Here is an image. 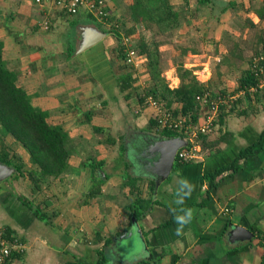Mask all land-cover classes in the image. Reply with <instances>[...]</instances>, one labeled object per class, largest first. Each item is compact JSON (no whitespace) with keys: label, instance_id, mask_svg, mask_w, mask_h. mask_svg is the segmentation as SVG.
<instances>
[{"label":"crops","instance_id":"obj_1","mask_svg":"<svg viewBox=\"0 0 264 264\" xmlns=\"http://www.w3.org/2000/svg\"><path fill=\"white\" fill-rule=\"evenodd\" d=\"M128 1L110 0L108 3L110 14L122 20L123 24H131L126 14ZM170 2L185 14L179 30L184 31L189 27L194 29L195 24L203 19L216 18L213 24L220 32L219 38L216 39H237L240 48H243L241 41L252 46L259 43V48L264 49V0ZM14 3L16 8L11 7ZM8 7L11 10V22L22 18V24H25L21 29L12 27L14 31L10 30L8 39H25L29 35L33 37L29 39L32 44L29 54L20 56L23 57L22 65L27 69V77L23 80L19 74L18 84L24 87L30 97L34 95L32 102L41 108L42 100L39 101L38 98L58 100V104L43 106L48 112L47 121L51 124L61 125L67 130L73 126L72 123L79 122V125H82L86 121H93L94 114L91 113L88 119L86 113L90 111V105H95L88 103L95 100L94 87L97 85L100 87V93L106 94L107 98L103 94L98 97L99 104L105 105L111 98L112 84H109V81L122 67L115 55L116 61L107 57L109 52L116 49L113 45H117L115 39H110L109 33L105 31V27L111 25L99 28L96 22L97 29L105 32V36L83 51H76L72 44L70 45L71 49L68 51L72 52L71 57L76 60L77 56L79 63L85 59L86 63L81 67L87 69V73L81 70L72 72L65 68L59 71L63 74L60 77L67 78V82H77L80 77H84V82L88 83L90 80L93 85V89L86 88L85 94L81 95L83 100L87 101V110L83 111V116H79L76 115L77 112H73L80 110V99L76 96L72 99L64 97L62 100L59 88L55 89L53 95H49L38 92L36 86L41 84L43 87L42 83L46 79V66L43 64L45 58H49L55 50H62L60 45L55 44L57 35L62 34L64 37L66 27H72L77 22L82 24L81 21L88 17L83 13L65 14L59 7L45 1L33 4L32 0H0V22L3 26L6 18L1 17L6 16L4 9ZM72 18L75 22L69 26V19ZM248 20L255 26H251ZM111 21L117 24L120 22L115 18ZM79 28L88 27L83 24ZM42 31L47 33L44 39L39 37ZM0 39L3 40L1 37ZM5 50L4 43L3 59L10 69L17 70L13 67L14 58L7 57ZM66 62L70 63L69 59ZM33 71L36 73L37 83H34ZM41 78L44 80L41 81ZM40 93L44 96L40 97ZM258 105L256 113L227 116L222 130L229 131L230 137L228 142L221 143L222 151L217 156L206 159L203 153H199V158L185 163L180 169H171L169 176L156 189L155 186L153 189L150 187V181H154V177L135 171L136 164L132 163V156L138 149L136 144L139 137L143 134H156L149 131L133 133L129 137L131 140L126 143L127 146L123 141L126 146L123 155L119 148L112 151V144L105 142L103 146L106 148L99 160L103 161V167L97 169V174L100 175L99 171L102 170L105 176L108 171L118 173L124 168L132 177L139 179L136 181V187L140 189L138 193V190L130 187V184L127 186L123 180L120 184H124L127 189L125 196L135 200L139 196L149 198L152 195V199L156 200L155 204L137 218H134L130 210L126 209L124 212L123 209V212L108 215L107 225L103 224L104 218L102 219L95 205L100 204L111 210L112 201H100L96 195L88 196L94 183V174L89 168L70 176H67L69 173L63 172L58 176L49 177V183L44 184L41 181L39 192L35 193L33 184L30 187L26 183V178H30L26 174V168L23 175L15 177L13 184L10 179L16 173H11L0 181V227L5 228L7 234L17 236L24 244V250L16 252L9 264H261L264 261V100ZM150 109L153 110L152 107ZM98 124L100 127L106 126V123ZM68 132V146L73 135L82 136L70 129ZM120 135L122 136H118L119 138L114 137V145L118 139L123 140L124 135ZM98 136L99 140L107 138ZM7 137L14 142L12 137ZM86 139L92 141L98 137L90 133ZM87 145L86 150H90L91 143L88 142ZM248 146L251 147L250 154L240 158L239 168L235 172H223L217 177L218 185L209 188L204 175L212 173L219 166L231 163L238 156L240 149ZM9 148L14 150L12 153L21 155L27 165L31 164L29 153L24 147L19 149L18 143L14 142ZM10 168L14 171L13 167ZM67 177L69 180L64 183ZM21 179H24L23 183ZM105 181L106 184L110 182L109 178ZM20 183L24 185L23 189H19ZM207 191L209 197L204 200ZM20 196L35 208H39L42 216L39 217ZM62 201H70V211L62 208ZM131 205L132 203H129L130 207ZM231 224L240 229H247L250 234L243 231L239 233L238 228L230 233Z\"/></svg>","mask_w":264,"mask_h":264},{"label":"trees","instance_id":"obj_2","mask_svg":"<svg viewBox=\"0 0 264 264\" xmlns=\"http://www.w3.org/2000/svg\"><path fill=\"white\" fill-rule=\"evenodd\" d=\"M47 1L48 0L45 2L48 3ZM200 2L209 3L210 0H200ZM106 8L108 9V6ZM59 9H61L63 13L69 14L62 7H59ZM81 13L96 21L100 26L99 28H101V26L103 27V25L105 26L103 22L97 21V18H95L92 13L87 11ZM126 14H128L131 24H123L122 20L112 16L110 12L108 14L110 22H112L111 20L114 18L116 21H120L117 27L112 24L110 28L111 31H108L111 37L110 39H112L113 35L115 36L117 42L115 56L122 63L121 71L115 73L113 78L117 91L122 94L123 98L126 100L136 99L142 106L151 107L148 105V102H146V97L149 95L155 99L161 107L172 112V115L185 117L186 122L197 123L202 112V107L199 101H197L196 96L207 90L213 96L217 94H226L229 93V91L225 87H220L215 91L212 87L214 84L209 80L206 82L200 81L192 72L191 68L184 67L181 59L175 63L178 69L177 75L179 77V85L175 88H170L167 84L161 83L158 77L161 68L157 59L160 41H158L156 37L165 32H172L174 29H178L181 25L182 18L185 17L184 12L176 9L170 0H129L126 4ZM74 22L75 19H69L68 25L72 26ZM247 22L251 26H255L251 20ZM144 31L149 32L150 38L146 36ZM135 33H138V41L135 43L131 40L130 46L137 54L147 58L146 64L150 67V74L154 78L153 84L149 88L143 90L139 89V86L136 84V65L128 61L126 45L123 43L124 36L132 39ZM148 39H151V41H148ZM3 47L4 42L0 39V163L14 168L13 173H16V175L14 174V178L20 174L23 175L25 162L21 155L11 152V148H9L5 139L7 136H10L15 143L20 144L29 153L32 167L26 169V174L30 177V180H32V188L35 191L34 188L39 190L41 181H44L48 177L58 176L68 168V157L70 154L67 146L68 134L61 125L49 123L47 121L48 112L35 105L24 87L18 84V72L7 66L3 59ZM238 48L237 41H234L230 51L233 55L241 57V55L237 53ZM188 49L189 48L186 47L182 50V56H184ZM256 52H259V50H256ZM222 62H225V58L222 59ZM152 67H154V69H152ZM258 82L259 79L252 72L250 66H248L246 70H242L238 78L237 88L233 92L245 89L246 93L235 101L228 102V105L220 106L217 116V132L214 137L209 133L198 134L196 143L200 145V153H203L206 159L217 156L222 151L221 143L228 142L230 132L222 130V126L228 115L236 114L240 116L256 113L259 102L264 100V87H258ZM251 86H257L256 91L250 92L248 89ZM174 104L176 105L173 106ZM90 114V111L86 113L88 119L90 118ZM149 125L156 128L154 134L164 138L179 137L182 133L176 129L158 127L157 121L153 118L149 121ZM93 130L99 134L104 133V128L100 126H93ZM101 140L104 141V139ZM105 142L107 144H114L115 138L107 136ZM125 149L126 146L123 140H121L119 144V152L121 155L124 154ZM250 149V146L240 149L238 156L231 163L219 166L212 173L205 174L204 179L208 181L209 188H214L218 185L217 177L223 172H235L239 168L240 158L250 154ZM185 163L187 162L180 161L176 156L172 169H180ZM92 166L94 183L89 190V197L101 193L102 182H105L107 179L106 174L103 178L97 174V169H102L103 167V161L98 160L96 164H92ZM137 180L138 179L134 178L129 184L130 187L138 190V193H140L139 187H136ZM150 187L151 189L154 188L153 180L150 181ZM152 197V195L149 198H141L139 196L132 202L131 214L134 215V218L141 216L152 204H155L156 200H153ZM207 197H209L208 191L204 194V200ZM20 198L22 197L20 196ZM21 200L32 207V210L39 217L42 216L39 208H35L24 198ZM177 208L175 209L177 210ZM15 255L16 253L12 256ZM261 264H264V261Z\"/></svg>","mask_w":264,"mask_h":264},{"label":"rangeland","instance_id":"obj_3","mask_svg":"<svg viewBox=\"0 0 264 264\" xmlns=\"http://www.w3.org/2000/svg\"><path fill=\"white\" fill-rule=\"evenodd\" d=\"M172 2H180L182 3L183 0H171ZM11 3H13L11 1ZM32 3L35 4V1L32 0ZM12 8H16V4H12ZM29 8V7H28ZM11 10L10 7L4 9V14L6 16H2L1 19L6 18L5 25H1L0 22V37L3 38V41L6 46L5 53L7 54V57L14 58L15 64L14 68H16V72H18V75L20 74L23 78V80L27 77L26 72L27 69L23 67V57L20 58L21 55L29 54V48H31V42L29 39H32L31 35L25 37H17V39H8L10 30H13L12 27H17L19 29L22 28L25 24L23 23V19L19 18L16 21L11 22ZM36 21V20H35ZM82 24H79L77 22L72 27L67 28L66 32H64L65 36L62 37V34L57 35L55 39V44L60 45L62 47L61 51L55 50V53H52L51 56L48 58L46 57L43 64L46 66L44 68L46 79L43 81V87L41 84L36 86L38 92L47 93L49 95H53L57 88L60 89L59 95H61L64 99V97L68 98H76L80 99L79 101V107L80 110H74L73 112H77L76 115L79 114V116H83V111L87 110V101L83 100V94H85L84 89L92 88V84L90 83V80L88 83L84 82V77H80L77 82H67L63 74L59 71H61L62 68H65L66 70H70L72 72H76L81 70L87 73V69H85L83 66V63H86L85 59L80 60V63L77 60V56H75L76 60L71 57V53H69L68 50H70V45L72 44L73 49L75 50L77 46H79L85 39V36L83 34V30L79 28L80 25H85L86 27H91L93 29H97L96 21H94L91 18H85L82 21ZM213 22H216V18L214 19H207L203 21H200V23L195 24V28L189 27L184 29V31L178 29H174L171 32H165L164 34L158 35L156 38L158 41H160L158 46V61L160 64L161 72L159 73V79L161 80V83L167 84L170 88H175L179 85V77H178V69L177 65L175 64L178 60L183 61V65L186 68H191L193 73H197L196 76L200 81L206 82L210 81L212 84H214L212 87L217 91L220 87H225L230 93L233 92L238 85V78L240 77L242 70H246V68L250 64V58L254 53H257L256 50H262V48L257 43V46H252L250 43H245L241 41V45L243 48H238L237 53L241 55L236 56L233 55L230 51V48L233 47L234 41H238L237 39H216L219 38V33L216 27H214ZM128 25V24H127ZM6 27V30L4 28ZM107 32L111 31L110 26L105 27ZM62 31H64L63 28H61ZM14 31V30H13ZM182 31V32H181ZM145 32V31H144ZM67 34V36H66ZM137 34L135 33L133 35V42H137ZM146 36L150 38L149 32H145ZM47 35V33H44L42 31V35H38L41 39H44V37ZM21 36V34H20ZM112 36V35H111ZM36 37V36H35ZM48 39V38H46ZM70 39V41H69ZM112 39H115V36L113 35ZM19 40V41H16ZM148 41H151V39H148ZM116 42V39H115ZM50 43V42H49ZM117 43V42H116ZM30 46H27V45ZM54 44V43H53ZM54 44V45H55ZM116 47V45H113ZM112 46V47H113ZM188 47V51L182 56V50L184 48ZM259 48V49H257ZM57 49V48H56ZM192 49V50H191ZM73 51V50H72ZM196 52L198 55H196ZM236 52V50H235ZM191 53V54H190ZM195 53V54H194ZM250 53V54H249ZM70 55V56H69ZM115 50L114 52H109L107 54V57H110L112 60L116 61V58H114ZM65 57V58H64ZM80 57V56H79ZM116 57V56H115ZM138 55L136 58H134V65L136 68L137 73V80L136 84L139 86V89H147L149 88L153 82L154 78L150 74V67L146 64L147 58ZM19 58V60H18ZM84 57H81L83 59ZM225 58V62H222V59ZM70 61V63H67L66 61ZM62 62V63H60ZM75 62V63H74ZM74 63V64H73ZM11 66V67H12ZM75 69V70H74ZM154 69V67H152ZM32 77H34L35 82L37 83V76L36 73L32 72ZM114 76L111 77L109 84H112L110 92H111V98L108 99L105 105L99 104V96L104 95L106 98V94L104 92H101L98 90L100 87L97 85L94 87L95 92V100L88 102V103H94L95 105H90L88 108L91 113L94 114L93 117L95 119L93 121H86L82 125H79V122L72 123L73 126L68 127L67 130H72L73 132L80 134L82 136L73 135V139L70 141V146H68L69 143V132L68 139H67V146L69 148V159H68V168L65 172L69 173L67 176H70L74 174L75 172H80V170H88V168L93 171L92 164H96L98 160H100V156L103 154L104 149L106 146H103L105 144V140L100 142V137H115L119 138L118 136H122L120 134H123V141H125V145L128 141L131 139L129 138L132 136L135 132H144L149 131L152 133H155L156 128L149 125V121L153 118L154 119V112L151 111V107L149 106H142L140 102H138L136 99H124L122 94H120L116 87L113 86ZM32 79V78H31ZM44 80L41 78V81ZM95 83V82H94ZM108 84V85H109ZM98 87V88H97ZM83 92V93H82ZM99 92V93H97ZM34 97V95H32ZM40 97H43V94H39ZM33 97L31 99L33 100ZM39 101L42 100L43 106H52L55 104H58V100L54 98L44 99V98H38ZM90 101V100H89ZM37 105V104H36ZM174 104L173 106H175ZM39 106V105H37ZM42 108L44 109V107ZM40 107V106H39ZM41 108V107H40ZM71 112V111H70ZM75 114V113H74ZM98 123H106V126H104V133H96L93 130V125L96 124L100 126ZM159 127V126H158ZM217 127L210 132L209 134L211 136H215ZM103 132V131H102ZM94 134L95 137L97 136L98 139L94 140H88L86 139L89 134ZM98 134V135H96ZM6 139V138H5ZM130 139V140H129ZM8 145H14V142L11 140V138L7 137L6 142H9ZM91 143L90 150H86L87 143ZM117 143L114 145L112 144L111 147L112 151H115L119 148V142L120 139L116 141ZM93 143V145H92ZM118 144V145H117ZM19 145V149H21V145ZM23 148V147H22ZM83 149L81 152L80 149ZM26 150V149H25ZM14 151V150H12ZM11 151V152H12ZM27 151V150H26ZM150 153L146 151V154ZM200 153V152H199ZM198 153V156L196 158L200 157V154ZM153 155V154H152ZM130 157V156H129ZM109 159V158H108ZM30 160V159H29ZM133 162V160H132ZM135 165V163H133ZM25 168L29 169L32 167V165L28 163V165L25 163ZM146 166L149 167V164L146 163ZM134 167V166H133ZM13 174V171H12ZM107 179L109 178L110 182L106 184L105 182H102V185H106V188H101L102 193H98L95 197L100 201H108L110 199L112 201L111 204V210L106 209L103 207V205L96 204L95 207L98 209V212L101 213L103 224L107 225V216L110 214H113L115 212L120 213L127 210H130L131 213V207L129 206V203H132L134 199L126 197V191L123 180L125 181V184L129 186V182H132L134 178H132L130 172L122 168L118 173H106ZM65 174L62 175L64 177ZM111 176V177H110ZM101 178H103L102 175H100ZM26 178V177H25ZM14 176L12 179H10L11 183L13 184ZM106 179V180H107ZM138 179V178H136ZM50 178H46L43 182L44 184L49 183ZM69 178L64 183L67 182ZM139 181V179L137 180ZM21 182H24V179H21ZM121 182V184H120ZM20 183L19 189L24 188V185ZM26 183L28 185H32L30 178H26ZM65 186V184L63 185ZM17 188V187H16ZM33 189V188H32ZM35 191L33 192H39L36 188H34ZM106 189H108L106 192ZM64 199V195L62 196ZM70 201H62V208H64L66 211H70ZM97 211V210H96ZM113 218V217H112ZM101 224V221H100ZM103 224L101 227H103ZM99 228V227H98Z\"/></svg>","mask_w":264,"mask_h":264},{"label":"built area","instance_id":"obj_4","mask_svg":"<svg viewBox=\"0 0 264 264\" xmlns=\"http://www.w3.org/2000/svg\"><path fill=\"white\" fill-rule=\"evenodd\" d=\"M46 1V0H45ZM110 0H48L47 2L57 7H62L69 14L75 15L87 11L97 18V21L105 25H115L108 19L109 11L106 8ZM37 3L43 0H35ZM47 28V25H45ZM123 43L126 45L127 59L134 63L137 54L131 48V39L123 37ZM250 69L258 77V87H264V50L254 53L250 58ZM197 74L196 72L194 73ZM257 86L249 87L250 92H254ZM246 93L245 89H240L235 93L217 94L213 96L208 90L196 96L197 101L201 104L202 112L197 123L186 122L185 117H177L172 112L161 107L158 102L151 96L147 95L146 102L154 110V119L159 127H168L179 130V138L184 141V145L178 148L176 156L182 162H189L195 159L200 152V145L196 143L199 133H210L217 127V116L221 105H228V102L235 101ZM264 241V238H263ZM24 244L17 236L7 234L5 228L0 227V264H9L11 257L16 252H23Z\"/></svg>","mask_w":264,"mask_h":264},{"label":"water","instance_id":"obj_5","mask_svg":"<svg viewBox=\"0 0 264 264\" xmlns=\"http://www.w3.org/2000/svg\"><path fill=\"white\" fill-rule=\"evenodd\" d=\"M82 30L84 31L83 34L85 36V40L76 47V51L85 50L105 36V32L91 27L85 29L83 28ZM184 143L185 142L179 137L164 138L150 134L141 135L138 143L136 144L138 149L134 152V156H132V163L136 164L134 167L135 171H141L143 175H151L154 177V186L156 189L159 184L169 176L176 157V152L178 148L184 145ZM146 151L150 153L146 154ZM146 163L149 164V167L146 166ZM159 167L161 169H159ZM12 170L13 169L7 165L0 163V181L8 177L12 173ZM99 173L104 176L102 170H100ZM132 222H135L134 218H132ZM230 227V233L234 232L238 228L239 233H241L240 231H243L250 234V231L245 228L240 229L232 224Z\"/></svg>","mask_w":264,"mask_h":264},{"label":"bare ground","instance_id":"obj_6","mask_svg":"<svg viewBox=\"0 0 264 264\" xmlns=\"http://www.w3.org/2000/svg\"><path fill=\"white\" fill-rule=\"evenodd\" d=\"M159 169H161V168L159 167Z\"/></svg>","mask_w":264,"mask_h":264}]
</instances>
